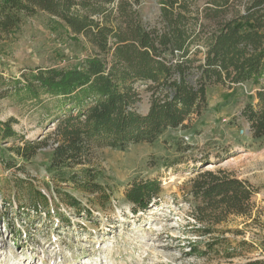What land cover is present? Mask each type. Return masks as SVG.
<instances>
[{
  "label": "trees",
  "instance_id": "obj_1",
  "mask_svg": "<svg viewBox=\"0 0 264 264\" xmlns=\"http://www.w3.org/2000/svg\"><path fill=\"white\" fill-rule=\"evenodd\" d=\"M141 1L0 0V41L21 28L24 16L43 11L62 20L73 39L83 37L91 48L73 67L27 69L11 80V96L39 101L54 129L44 138L30 140L14 129V118L0 120V143L15 141L8 150L22 162L11 159L5 163L8 167L24 169L53 139L48 168L57 182L94 195L97 204L109 202L113 191L100 182L104 173L94 167L95 151L152 143L166 129L185 126L206 109L207 89L218 83L252 81L258 86L241 116L253 138L264 141V0L244 1L243 13L228 21L222 17L237 0H159L160 14L149 26L140 17ZM138 81L146 82L151 92L146 114L135 109L141 100ZM46 187L51 189L49 183ZM162 190L159 178L134 179L125 198L137 213L156 203ZM189 192L196 203V219L207 223L202 235H215L224 234L215 226L230 215L252 219V199L258 190L234 172L217 169L198 173ZM58 196L79 215L90 213L67 190H59ZM38 198L49 201L41 191ZM220 241L229 240L212 236L205 249L190 242L189 251L206 256ZM259 245L264 249V242ZM226 253L228 258L235 255L230 249Z\"/></svg>",
  "mask_w": 264,
  "mask_h": 264
},
{
  "label": "rangeland",
  "instance_id": "obj_2",
  "mask_svg": "<svg viewBox=\"0 0 264 264\" xmlns=\"http://www.w3.org/2000/svg\"><path fill=\"white\" fill-rule=\"evenodd\" d=\"M237 0L222 17L231 20L243 13ZM142 22L155 24L159 0H142L138 7ZM66 24L39 11L23 17L21 28L0 41V120L14 118V129L30 140H39L54 129L47 108L39 101L11 96V80L22 71L70 68L91 53L83 37H71ZM141 100L135 109L146 114L151 92L146 82L136 83ZM258 86L252 81L235 86L211 84L208 105L186 125L168 128L152 142L132 143L124 149L98 148L94 167L104 177L100 182L113 191L109 202L97 204L94 195L57 182L49 171L54 140L41 148L24 169L10 168L16 158L0 143V264H243L260 260L264 264V141L253 138L247 120L241 116L253 100ZM212 163L213 168L206 169ZM227 169L247 179L258 192L252 219L230 215L216 225L224 232L202 235L196 203L189 195L191 180L205 170ZM159 178L162 193L145 211L134 213L125 192L134 179ZM49 183L51 189L46 187ZM64 189L79 198L88 210L84 215L58 196ZM38 191L49 201L38 198ZM257 218V219H255ZM242 230L231 232L229 230ZM224 235L215 251L206 256L191 254L190 242L200 249L212 236ZM245 240L247 244L239 243ZM235 255L228 258L226 250Z\"/></svg>",
  "mask_w": 264,
  "mask_h": 264
},
{
  "label": "bare ground",
  "instance_id": "obj_3",
  "mask_svg": "<svg viewBox=\"0 0 264 264\" xmlns=\"http://www.w3.org/2000/svg\"><path fill=\"white\" fill-rule=\"evenodd\" d=\"M207 165H208V166H207L206 169H210V168H213V167H214V165H213L212 163H208Z\"/></svg>",
  "mask_w": 264,
  "mask_h": 264
}]
</instances>
